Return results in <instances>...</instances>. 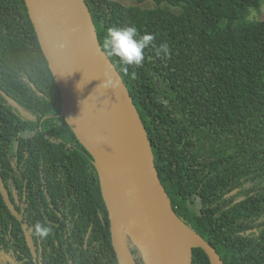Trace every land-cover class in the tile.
Wrapping results in <instances>:
<instances>
[{
	"label": "trees",
	"instance_id": "trees-1",
	"mask_svg": "<svg viewBox=\"0 0 264 264\" xmlns=\"http://www.w3.org/2000/svg\"><path fill=\"white\" fill-rule=\"evenodd\" d=\"M153 1L87 0L102 47L113 27L155 37L141 66L103 49L132 94L176 212L225 264H264V20L250 18L262 0ZM161 42L167 55L157 54ZM0 87L35 117L0 91V167L6 186L33 196L26 214L51 229L45 263L119 264L98 171L60 116L61 92L25 0H0ZM0 205L11 217L1 197ZM193 264H211L203 248Z\"/></svg>",
	"mask_w": 264,
	"mask_h": 264
},
{
	"label": "water",
	"instance_id": "water-1",
	"mask_svg": "<svg viewBox=\"0 0 264 264\" xmlns=\"http://www.w3.org/2000/svg\"><path fill=\"white\" fill-rule=\"evenodd\" d=\"M25 1L61 92L60 116L93 157L119 264H137L133 246L145 264H193V250L199 247L211 264H224L215 246L176 212L146 126L101 45L87 0ZM0 91L22 116L35 119L1 87ZM0 188L7 195L1 175Z\"/></svg>",
	"mask_w": 264,
	"mask_h": 264
},
{
	"label": "flooded vegetation",
	"instance_id": "flooded-vegetation-1",
	"mask_svg": "<svg viewBox=\"0 0 264 264\" xmlns=\"http://www.w3.org/2000/svg\"><path fill=\"white\" fill-rule=\"evenodd\" d=\"M10 155L13 157L11 158L12 164L18 167V153L10 151ZM0 175L7 191V195H5L0 188V197L12 215L11 217L2 216L0 205V264H46L44 261L45 247H51L52 243L45 240L44 236L42 237L36 233V226L39 224L44 228L45 224L37 221L34 216L29 217L26 214H30V209L37 205L32 199L33 196L28 201V196L25 193L21 195L14 184L6 186L1 167ZM45 193L47 194V191ZM42 197L40 196L41 199ZM44 207L40 205L39 209L35 208L34 211L40 212ZM51 207L52 209L56 208L53 204ZM70 263L72 262L70 261ZM50 264L57 263L52 262Z\"/></svg>",
	"mask_w": 264,
	"mask_h": 264
},
{
	"label": "clouds",
	"instance_id": "clouds-1",
	"mask_svg": "<svg viewBox=\"0 0 264 264\" xmlns=\"http://www.w3.org/2000/svg\"><path fill=\"white\" fill-rule=\"evenodd\" d=\"M155 37L151 34L138 36L134 26L113 27L107 31L103 40V47L109 55L118 57L124 65L141 66L144 61V50L150 45L154 46ZM157 54L169 53V46L165 42L156 47ZM50 228L36 226V233L40 236H47Z\"/></svg>",
	"mask_w": 264,
	"mask_h": 264
},
{
	"label": "rangeland",
	"instance_id": "rangeland-1",
	"mask_svg": "<svg viewBox=\"0 0 264 264\" xmlns=\"http://www.w3.org/2000/svg\"><path fill=\"white\" fill-rule=\"evenodd\" d=\"M125 4L127 5H139L143 8H152V7H157L158 4H156L155 1L153 0H148L145 2H137V0H122ZM163 6H168L166 3H164ZM250 18L252 20H264V0H262V5L260 6V8H255V7H251L250 9ZM24 134H26V132H24Z\"/></svg>",
	"mask_w": 264,
	"mask_h": 264
}]
</instances>
